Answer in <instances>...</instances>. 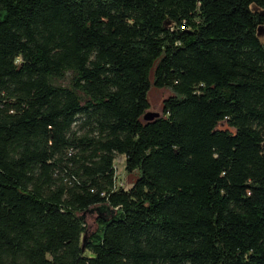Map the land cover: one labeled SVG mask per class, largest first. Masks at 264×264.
Returning <instances> with one entry per match:
<instances>
[{
	"label": "trees",
	"instance_id": "1",
	"mask_svg": "<svg viewBox=\"0 0 264 264\" xmlns=\"http://www.w3.org/2000/svg\"><path fill=\"white\" fill-rule=\"evenodd\" d=\"M0 264H264V0H0Z\"/></svg>",
	"mask_w": 264,
	"mask_h": 264
},
{
	"label": "rangeland",
	"instance_id": "2",
	"mask_svg": "<svg viewBox=\"0 0 264 264\" xmlns=\"http://www.w3.org/2000/svg\"><path fill=\"white\" fill-rule=\"evenodd\" d=\"M167 92L161 90L153 89L150 93L149 100L151 103L150 112L152 113H161L164 99L168 97ZM115 167L117 170L118 183L122 187H132L133 182L130 184L127 183V176L125 172V158L118 156L115 161ZM128 184V185H127ZM113 213L112 209L108 205H99L90 209L86 214L85 218L91 232L95 231L97 228V218L98 217H109Z\"/></svg>",
	"mask_w": 264,
	"mask_h": 264
},
{
	"label": "water",
	"instance_id": "3",
	"mask_svg": "<svg viewBox=\"0 0 264 264\" xmlns=\"http://www.w3.org/2000/svg\"><path fill=\"white\" fill-rule=\"evenodd\" d=\"M160 117V114L158 113H152V112H148L145 116H144V120L146 122H153L154 120L158 119Z\"/></svg>",
	"mask_w": 264,
	"mask_h": 264
},
{
	"label": "built area",
	"instance_id": "4",
	"mask_svg": "<svg viewBox=\"0 0 264 264\" xmlns=\"http://www.w3.org/2000/svg\"><path fill=\"white\" fill-rule=\"evenodd\" d=\"M117 181H118V176H117ZM118 186H119V187H122V186L119 185V183H118Z\"/></svg>",
	"mask_w": 264,
	"mask_h": 264
}]
</instances>
